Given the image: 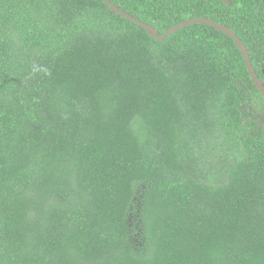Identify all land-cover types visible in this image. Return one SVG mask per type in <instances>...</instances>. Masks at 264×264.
I'll return each mask as SVG.
<instances>
[{
    "label": "trees",
    "instance_id": "obj_1",
    "mask_svg": "<svg viewBox=\"0 0 264 264\" xmlns=\"http://www.w3.org/2000/svg\"><path fill=\"white\" fill-rule=\"evenodd\" d=\"M230 1L111 0L228 27L264 82V0ZM263 113L213 27L0 0V264H264Z\"/></svg>",
    "mask_w": 264,
    "mask_h": 264
},
{
    "label": "water",
    "instance_id": "obj_2",
    "mask_svg": "<svg viewBox=\"0 0 264 264\" xmlns=\"http://www.w3.org/2000/svg\"><path fill=\"white\" fill-rule=\"evenodd\" d=\"M109 7L110 9L120 15L121 17L132 21L133 23L139 25L141 28L145 29L150 37H152L153 39H155L156 41H164L167 37H169L170 35L174 34L176 31L183 29L185 27H189L192 25H197V24H204L210 27L215 28L216 30L224 33L226 36L232 38L236 44L238 45V47L241 50V53L245 59L246 62V66L248 68L249 74L254 82V84L256 85V87L258 88V90L260 91V93L262 94V96L264 97V82L261 81L259 79V77L257 76L256 70L251 62V57L249 54V51L246 47V45L244 44V42L237 36V34L235 32H233L231 29H229L228 27H225L219 23H216L215 21H212L210 19H205V18H196V19H191L188 21H184L174 27H172L171 29H169L165 34L161 35L159 34V32L153 28L152 26H150L147 23H144L136 18H134L133 16L125 13L124 11L120 10L118 7H116L111 0H103ZM228 4H231L230 0H227Z\"/></svg>",
    "mask_w": 264,
    "mask_h": 264
},
{
    "label": "flooded vegetation",
    "instance_id": "obj_3",
    "mask_svg": "<svg viewBox=\"0 0 264 264\" xmlns=\"http://www.w3.org/2000/svg\"><path fill=\"white\" fill-rule=\"evenodd\" d=\"M263 116H264V113H263ZM262 126V124H260Z\"/></svg>",
    "mask_w": 264,
    "mask_h": 264
}]
</instances>
